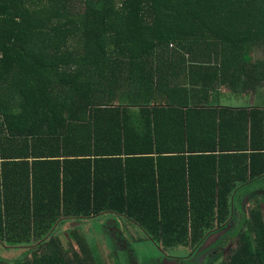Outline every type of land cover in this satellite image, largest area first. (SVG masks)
<instances>
[{"label": "trees", "instance_id": "obj_1", "mask_svg": "<svg viewBox=\"0 0 264 264\" xmlns=\"http://www.w3.org/2000/svg\"><path fill=\"white\" fill-rule=\"evenodd\" d=\"M261 85L264 0H0V264H99L59 228L103 213L193 258L264 177V109L210 101ZM255 204L220 264H264Z\"/></svg>", "mask_w": 264, "mask_h": 264}, {"label": "rangeland", "instance_id": "obj_2", "mask_svg": "<svg viewBox=\"0 0 264 264\" xmlns=\"http://www.w3.org/2000/svg\"><path fill=\"white\" fill-rule=\"evenodd\" d=\"M258 55L260 54L258 53ZM231 96L234 95H230V98H232ZM236 105L242 106V103L238 102ZM256 189L257 187H250L247 191ZM238 192L241 193L242 191ZM261 198H264V194L256 193L247 195L242 199L241 213L238 211L234 217L235 225L233 227L235 229L243 224V228L246 227L247 221L250 220V213L256 205L255 202ZM110 221L112 222L109 223ZM102 225L103 230L101 231ZM233 230V228L227 229L226 234H212L204 247L192 258L193 260L186 262H181L180 259L189 256L190 252L187 248H175L164 252L134 222L111 213H103L85 221L75 219L66 221L59 228V234L64 248L70 245L77 247L79 241L83 240L84 245L92 250L94 249V253H96L94 256L99 264H220L236 245L237 236L232 233ZM79 231L82 233L81 235ZM83 235L85 236L83 237ZM216 243H218V246L215 248ZM27 250L28 248H9L0 243V258L17 259L27 257L30 253ZM207 252H211L210 257H207V259L213 258L214 260H208L209 262L206 260L203 263L202 260H205V256L208 255ZM216 257L218 258L216 259Z\"/></svg>", "mask_w": 264, "mask_h": 264}, {"label": "crops", "instance_id": "obj_3", "mask_svg": "<svg viewBox=\"0 0 264 264\" xmlns=\"http://www.w3.org/2000/svg\"><path fill=\"white\" fill-rule=\"evenodd\" d=\"M171 86V85H170ZM166 91V90H165ZM173 93H178L177 90H171L170 94ZM230 95H234L231 96L232 98H230ZM171 99H168V101H170ZM238 102L242 103V106L236 105ZM239 108V107H246V108H253V107H258L261 109H264V86H258L256 89L253 90H247V91H242V93H232V91L229 88H221L220 89V95L219 97L213 98L210 101V108ZM228 114H234V113H230L227 112L226 115ZM179 154V153H178ZM177 153H170L169 155H166L167 157L165 158H160L157 157L158 162L163 163L161 160L165 159V164H167V166L165 165V167L171 169V170H175L176 169V163L181 159V157H179ZM233 154H239V153H233ZM241 154V153H240ZM185 155H187L185 153ZM175 159H172V157ZM175 156V157H174ZM188 157V156H185ZM236 161L237 159L234 158ZM246 162L248 163V155L246 156ZM193 162L194 165V170L195 172H198V168L196 166V160H191ZM240 162L242 163V158H240ZM163 165V166H164ZM233 168V166H231ZM236 168V167H235ZM234 168V169H235ZM174 185V183H173ZM250 187H257L255 193L257 194H261L264 193V177H260L258 180H255L254 182H250L249 186L247 187H240L238 188V190L240 191H246L250 189ZM252 191V192H253ZM234 221L231 222L232 228L235 229V227H233V225H235V219H233ZM112 221H110L109 223H111ZM237 226V225H236ZM103 225L101 226V231L103 230ZM227 229H231L229 228H225L224 232L226 234ZM235 234V230H233V232ZM168 257V256H166Z\"/></svg>", "mask_w": 264, "mask_h": 264}, {"label": "flooded vegetation", "instance_id": "obj_4", "mask_svg": "<svg viewBox=\"0 0 264 264\" xmlns=\"http://www.w3.org/2000/svg\"><path fill=\"white\" fill-rule=\"evenodd\" d=\"M80 232V231H79ZM217 233H220V234H225V232H224V229H222V230H220V231H218ZM82 233L80 232V235H81ZM214 234H216V233H214ZM73 236V235H72ZM85 235H83V237H84ZM82 237V238H83ZM218 242V241H217ZM218 243H216V245H215V248L218 246L217 245ZM204 247V246H203ZM201 250V249H200ZM199 250V251H200ZM198 253V252H197ZM211 253V252H210ZM210 253L209 252H207V256H205V260H202L203 261V263H205L206 262V260H207V257H210ZM167 260H171V259H167ZM190 260H193L192 258L190 259ZM186 261H189L188 259L187 260H182L181 262H186Z\"/></svg>", "mask_w": 264, "mask_h": 264}]
</instances>
